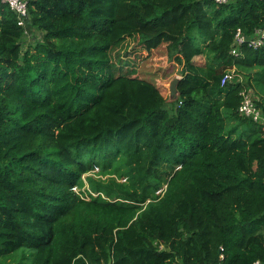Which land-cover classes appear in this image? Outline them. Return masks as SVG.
<instances>
[{"label":"trees","instance_id":"obj_1","mask_svg":"<svg viewBox=\"0 0 264 264\" xmlns=\"http://www.w3.org/2000/svg\"><path fill=\"white\" fill-rule=\"evenodd\" d=\"M27 6L25 47L0 3V264H264V123L237 112L256 82L264 118V44L230 52L264 0ZM130 38L182 62L172 112L121 57ZM233 68L245 82L221 85Z\"/></svg>","mask_w":264,"mask_h":264},{"label":"rangeland","instance_id":"obj_2","mask_svg":"<svg viewBox=\"0 0 264 264\" xmlns=\"http://www.w3.org/2000/svg\"><path fill=\"white\" fill-rule=\"evenodd\" d=\"M216 5V4H215ZM34 37L39 38V33L34 31L32 34L27 35L23 41L25 42V47L29 45V43H34ZM120 55L123 59H128L130 65L136 69L137 75L141 78L151 81L154 85L158 87L163 97L166 99L165 106L169 110V112L173 111L174 107V99L175 95H170L169 93V84L172 79L180 78V73L182 70V62L175 55L171 56L167 50V43L162 42L157 48L152 49L151 51H147L141 47L140 44L137 43L136 38H130L126 40V42L121 47ZM195 63L204 69L210 67L215 64V60H213L210 54H203L193 58ZM211 64V65H210ZM213 67V66H211ZM238 74V79L245 82L244 72L241 70H235L234 68L230 70L232 73ZM250 90L253 93V96L258 100L260 99V93L257 89L256 82H252L251 86H249ZM264 119V118H263ZM264 121V120H263ZM262 121V122H263ZM236 125V121H228L225 120V128L230 129ZM253 127L251 122H239L236 128V133H238L241 129ZM264 138L263 134H259L257 136H250V138ZM88 175L93 177L94 179L101 180L106 176H101L97 172H91ZM86 176V175H85ZM83 176V178L85 177ZM118 182H123L124 179L118 178ZM87 182L85 180V184L82 189H87ZM78 191V188H76ZM161 248H165L164 245H161Z\"/></svg>","mask_w":264,"mask_h":264},{"label":"built area","instance_id":"obj_3","mask_svg":"<svg viewBox=\"0 0 264 264\" xmlns=\"http://www.w3.org/2000/svg\"><path fill=\"white\" fill-rule=\"evenodd\" d=\"M217 4H224L230 0H214ZM0 3H6L9 8L15 13L17 18V25L23 28L24 35H30V30L27 27L29 13H28V0H0ZM245 44L248 47L257 49L264 44V26L260 29H256L251 36H245L239 28L236 29L233 37V44L230 52L236 54L238 48ZM233 72H226L221 78V85H225L230 82L234 77ZM241 100L237 108V112L245 117H250L255 122H262L263 115L261 109L257 106V99L253 96L250 88H244L239 93ZM264 123V121H263ZM254 264H259L255 262Z\"/></svg>","mask_w":264,"mask_h":264},{"label":"water","instance_id":"obj_4","mask_svg":"<svg viewBox=\"0 0 264 264\" xmlns=\"http://www.w3.org/2000/svg\"><path fill=\"white\" fill-rule=\"evenodd\" d=\"M179 81V78H174L171 80L169 84V93L170 95H175L177 93V83Z\"/></svg>","mask_w":264,"mask_h":264}]
</instances>
